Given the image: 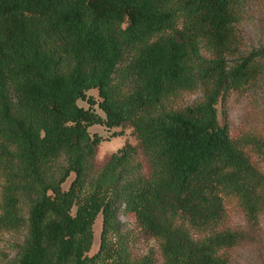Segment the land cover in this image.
I'll return each instance as SVG.
<instances>
[{
  "label": "trees",
  "instance_id": "trees-1",
  "mask_svg": "<svg viewBox=\"0 0 264 264\" xmlns=\"http://www.w3.org/2000/svg\"><path fill=\"white\" fill-rule=\"evenodd\" d=\"M253 17L264 32V0H0L4 264H235L255 249L264 264V130L234 133L227 109L234 92L264 106ZM94 124L136 142L100 160Z\"/></svg>",
  "mask_w": 264,
  "mask_h": 264
},
{
  "label": "rangeland",
  "instance_id": "rangeland-1",
  "mask_svg": "<svg viewBox=\"0 0 264 264\" xmlns=\"http://www.w3.org/2000/svg\"><path fill=\"white\" fill-rule=\"evenodd\" d=\"M244 30L247 37V45L249 47L258 44V42L264 41V32L258 23L256 17L251 18L245 23ZM88 96H91L95 100L94 108L101 115H105L104 111L99 107V94L96 88L88 91ZM192 97V96H191ZM190 97V98H191ZM195 97V95H193ZM78 103L81 106L89 107L90 103L86 99H80ZM260 103V102H259ZM255 103L254 98L251 95H241L236 92L232 93L227 99V109L229 114V120L234 133L250 132L253 129L264 130V106ZM259 105V106H258ZM221 105H219V111H221ZM91 134L97 133L102 135L105 139L101 142L99 148L98 158L100 160L114 151L121 148L126 140L133 143L136 142V138L130 133L129 129H126L124 134L113 135L115 130L119 131L120 128L110 129L104 124H94L89 127ZM260 167L264 170V158L258 159ZM74 174H72L67 181L63 184L65 189L68 188ZM233 221L238 223L240 217L234 213ZM122 219L127 222V226L130 227V231L134 232L132 253L134 257L140 258L148 255L151 249L154 248V242L141 236L134 227V220L123 214ZM103 216L99 214L94 224L95 239L90 254H93L99 249L100 234L102 231ZM263 240H264V220H263ZM16 237L10 233L0 234V264H4L8 255L13 252ZM264 247V243L262 245ZM260 255L258 251L249 250L242 254L235 264H260Z\"/></svg>",
  "mask_w": 264,
  "mask_h": 264
}]
</instances>
